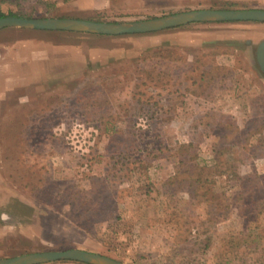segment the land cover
I'll list each match as a JSON object with an SVG mask.
<instances>
[{
    "label": "rangeland",
    "instance_id": "rangeland-1",
    "mask_svg": "<svg viewBox=\"0 0 264 264\" xmlns=\"http://www.w3.org/2000/svg\"><path fill=\"white\" fill-rule=\"evenodd\" d=\"M204 8L264 0H0L4 14L121 23ZM237 22L1 28L0 258L264 264V60Z\"/></svg>",
    "mask_w": 264,
    "mask_h": 264
},
{
    "label": "water",
    "instance_id": "water-1",
    "mask_svg": "<svg viewBox=\"0 0 264 264\" xmlns=\"http://www.w3.org/2000/svg\"><path fill=\"white\" fill-rule=\"evenodd\" d=\"M264 22V9H196L130 23L103 22L79 18L0 17V29L18 27L33 30L81 32L98 35L145 34L198 22ZM264 41L259 46L263 53ZM75 261L85 264H124L109 256L78 248L30 252L0 258V264H44Z\"/></svg>",
    "mask_w": 264,
    "mask_h": 264
},
{
    "label": "crops",
    "instance_id": "crops-1",
    "mask_svg": "<svg viewBox=\"0 0 264 264\" xmlns=\"http://www.w3.org/2000/svg\"><path fill=\"white\" fill-rule=\"evenodd\" d=\"M238 23V24H237ZM236 24H233L231 27H235L237 30H240V32L243 33V37L249 45L257 43V49H256V55L264 60V50L263 53H259L258 49L262 41H264V22H254V21H241L237 22ZM193 25V26H189ZM188 28H185L187 30H183L178 33H190L193 31L200 32L203 30H208L209 28H216L220 27L222 25H214V24H208L204 22H198V23H190L187 24ZM44 264H80L78 262L73 261H55V262H49Z\"/></svg>",
    "mask_w": 264,
    "mask_h": 264
},
{
    "label": "trees",
    "instance_id": "trees-1",
    "mask_svg": "<svg viewBox=\"0 0 264 264\" xmlns=\"http://www.w3.org/2000/svg\"><path fill=\"white\" fill-rule=\"evenodd\" d=\"M63 1H65V0H63ZM18 16V17H24V18H30V17H27V16H21V15H18V14H15V13H11V12H9V13H7V14H4V13H2V12H0V17H4V16ZM190 146V145H189ZM184 155H180L178 158H179V161H183L184 160V157H183Z\"/></svg>",
    "mask_w": 264,
    "mask_h": 264
}]
</instances>
